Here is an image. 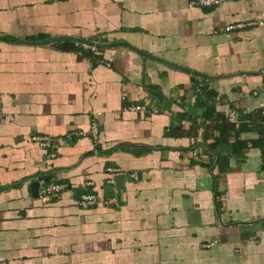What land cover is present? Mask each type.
Here are the masks:
<instances>
[{"label":"crops","instance_id":"0c3cea01","mask_svg":"<svg viewBox=\"0 0 264 264\" xmlns=\"http://www.w3.org/2000/svg\"><path fill=\"white\" fill-rule=\"evenodd\" d=\"M190 1L0 0V264H264V0Z\"/></svg>","mask_w":264,"mask_h":264},{"label":"built area","instance_id":"2783aa9c","mask_svg":"<svg viewBox=\"0 0 264 264\" xmlns=\"http://www.w3.org/2000/svg\"><path fill=\"white\" fill-rule=\"evenodd\" d=\"M228 0H191L189 2V7L190 8H205V9H215L218 8L222 5H224ZM264 23L261 20H248L245 22H238L234 23L231 25H228L225 27L226 32H230L233 30H242L246 28H252V27H260L263 26ZM96 41L100 39V36L97 35L95 36ZM96 41H92L94 44H97ZM77 48L80 51H85L87 52L95 61L98 65L102 66H108V63L105 61L103 58V53L100 50V48H97L96 46H90L87 44H77ZM262 87L264 91V71H262ZM260 114L264 117V98L258 105ZM125 110L128 111H134V112H142V113H147V108L145 105H134L130 107H126ZM4 112L2 109V104L0 100V122L3 120ZM239 117L236 111L229 109L228 114H227V122L237 125L239 122ZM263 129H264V122H263ZM97 127L96 124H93L91 127V135L94 139V141L97 140ZM32 140L34 142H37L41 147H43L45 150H47V156L49 158H54L55 153L52 151L50 144H49V139L46 137H32ZM107 172L112 174V175H123L121 171L115 170V169H107ZM130 178L136 179L137 174L136 173H130L129 174ZM108 182H112V180L108 179ZM69 187L66 184L62 183H57V182H49L44 184L38 193V197L40 200H49V199H56L58 198L62 193L69 191ZM227 196H225L226 200ZM97 202V199L94 195L92 194H85L82 195L78 201V207L81 209H86L91 206H94Z\"/></svg>","mask_w":264,"mask_h":264},{"label":"water","instance_id":"95a60500","mask_svg":"<svg viewBox=\"0 0 264 264\" xmlns=\"http://www.w3.org/2000/svg\"><path fill=\"white\" fill-rule=\"evenodd\" d=\"M49 42V41H48ZM47 41H42V42H39V43H34V44H41V45H44V44H47L48 43ZM76 42H78V43H80V44H87V45H90V46H96L97 48H102V46L101 45H98V44H94L93 42H90V41H84V40H76ZM169 66H171V67H174V68H177V69H179V70H182V71H185L186 73H189V74H196L197 75V73H194V72H191V71H189V70H187V69H182V68H180V67H175V66H173V65H169ZM150 95H152L155 99H157V101H158V103H160L161 105H162V107H164V108H167L168 107V105H169V103H168V101L163 97V95H161V94H159V93H156V92H154V91H150ZM128 152H130V153H132V154H137L138 152H139V149L137 150V149H133V150H131V151H129L128 150ZM38 183H34L33 185H32V193L34 194L33 196L34 197H37L38 196ZM78 194H80V193H78Z\"/></svg>","mask_w":264,"mask_h":264},{"label":"trees","instance_id":"16d2710c","mask_svg":"<svg viewBox=\"0 0 264 264\" xmlns=\"http://www.w3.org/2000/svg\"><path fill=\"white\" fill-rule=\"evenodd\" d=\"M50 181V180H49ZM49 181H48V183H49ZM47 183V182H46ZM57 183H61V182H57Z\"/></svg>","mask_w":264,"mask_h":264}]
</instances>
